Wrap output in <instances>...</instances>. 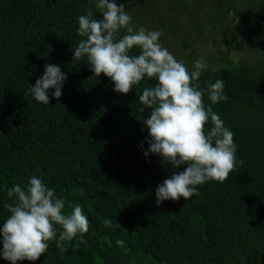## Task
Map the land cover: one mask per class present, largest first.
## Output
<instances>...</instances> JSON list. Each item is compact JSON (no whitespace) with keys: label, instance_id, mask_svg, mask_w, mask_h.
Wrapping results in <instances>:
<instances>
[{"label":"trees","instance_id":"16d2710c","mask_svg":"<svg viewBox=\"0 0 264 264\" xmlns=\"http://www.w3.org/2000/svg\"><path fill=\"white\" fill-rule=\"evenodd\" d=\"M160 1L121 0L135 27L150 19L177 33L185 18L191 40L245 45V59L256 63L225 61L199 79L201 88L223 80L227 100L212 107L234 134L243 164L223 183L198 185L189 200L157 206V186L187 166L144 155L150 109L141 111L138 96L157 81L145 78L124 95L103 73L93 75L86 59L73 61L83 39L78 17L92 7L93 18H102L95 0H0V226L10 215L4 203L14 199L8 189L26 187L32 176L65 201V214L78 204L89 220L82 239L51 241L39 260L18 264H264V0ZM45 64L68 77L59 100L49 89L48 105L30 92ZM204 103H211L207 93ZM105 218L122 227H105ZM0 264L10 262L0 257Z\"/></svg>","mask_w":264,"mask_h":264},{"label":"clouds","instance_id":"9594fccd","mask_svg":"<svg viewBox=\"0 0 264 264\" xmlns=\"http://www.w3.org/2000/svg\"><path fill=\"white\" fill-rule=\"evenodd\" d=\"M95 8L101 19L93 18L92 7L78 17L76 31L83 39L74 48L73 61L86 59L93 75L103 73L114 84V91L124 95L145 78L155 79V86L145 87L138 96L141 111L150 109L143 120L150 137L144 155L155 153L174 169L187 165L157 186L155 204L181 197L189 200L199 195L197 186L208 181L223 183L237 165L243 164L236 157L234 134L212 107L227 100L223 80L205 81L206 87L201 88L199 79L209 67L207 61L200 57L189 71L183 61L161 46L160 31L134 26L124 3L95 0ZM134 48L140 50L138 55L130 54ZM67 78L59 65L45 64L43 75L30 92L37 102L48 105L49 89H54L52 97L59 100ZM205 93L209 105L204 103ZM209 122L212 127L206 131ZM7 196L14 199L4 203L10 215L0 226V257L10 264L35 262L47 252L49 242H70L78 234L82 239L89 230V220L81 206L77 204L70 214H65V201L36 176L29 179L26 187L16 184L9 188ZM103 224L113 229L122 227L110 218H105ZM57 225L62 229L58 237Z\"/></svg>","mask_w":264,"mask_h":264},{"label":"rangeland","instance_id":"374dc122","mask_svg":"<svg viewBox=\"0 0 264 264\" xmlns=\"http://www.w3.org/2000/svg\"><path fill=\"white\" fill-rule=\"evenodd\" d=\"M119 2L122 3L121 0H119ZM161 2L162 1L160 0H155V6H157ZM157 9L161 12L162 8L159 5ZM164 12L165 11L161 13L164 14ZM164 15L166 16V14ZM155 20H157V18ZM229 20L236 22L235 17L232 13H230ZM141 21L142 23L145 22V24L142 25H146L148 30L160 31L162 33L159 40L161 46L167 48L178 61H183L187 67H191L193 65V62L200 57H203L207 61L209 65L208 68L219 67L223 65V62L225 61L230 65H233L239 63L241 64L245 60L248 61L246 63L249 65H256V63L253 61V58L248 57V59H245V45L239 44L238 47L232 48L230 45H225L223 41H220L218 39L213 40L210 36H206L204 39H202L201 37L191 40L190 36L194 31L187 30V20L185 18L181 19L184 30L180 28L177 33L173 29L165 30L166 28L164 27L167 26H162L161 24L150 22V19H141ZM136 28L138 29L139 27L137 26ZM189 31L190 33H188ZM237 33L240 34V31H237ZM241 36L242 35H239V38H241ZM245 39L251 40L248 36H243L241 41L245 43ZM187 40H189V42ZM247 42L251 45H254L252 41Z\"/></svg>","mask_w":264,"mask_h":264}]
</instances>
